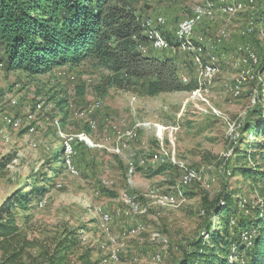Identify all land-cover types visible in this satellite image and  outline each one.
<instances>
[{"label": "rangeland", "instance_id": "rangeland-1", "mask_svg": "<svg viewBox=\"0 0 264 264\" xmlns=\"http://www.w3.org/2000/svg\"><path fill=\"white\" fill-rule=\"evenodd\" d=\"M236 1L242 10L227 13L217 0L137 5L149 27L163 19L156 29L168 47L148 49L175 57L196 79L191 91L148 96L92 61L33 77L0 65V215L9 206L19 233L35 246L21 264H40L38 250L52 252L70 229L79 241L59 264H176L203 233L206 206L220 192H233L229 201L244 208L261 203L264 140L240 127L254 110L264 117V21L255 25L251 0ZM209 4L213 17L192 35L203 61L209 53L216 58L217 72L203 80L196 53L179 48L175 35L196 6ZM250 21L253 38L246 37ZM246 67L256 78L235 93ZM247 165L257 179L235 171ZM190 169L200 179L185 183ZM18 195L28 197L25 209L15 204ZM5 257L0 250V264Z\"/></svg>", "mask_w": 264, "mask_h": 264}, {"label": "trees", "instance_id": "trees-1", "mask_svg": "<svg viewBox=\"0 0 264 264\" xmlns=\"http://www.w3.org/2000/svg\"><path fill=\"white\" fill-rule=\"evenodd\" d=\"M139 1L0 0V65L33 77L58 66L92 61L119 84L139 85L148 96L195 89V77L183 74L175 57L148 49L151 39L137 8ZM251 4L257 26L264 21V0ZM253 32L246 37L253 38ZM240 128L264 140L260 110L252 111ZM250 152L244 150L243 157L250 158ZM253 170L247 165L235 171L254 177ZM231 196L233 192L223 191L209 202L203 233L187 244L176 264H264V194L257 193L261 203L250 208H244L241 200L230 202ZM27 200L18 195L15 204L25 209ZM8 207L0 215V250L6 255L4 263H25L35 246L19 233ZM77 239L78 230H65L54 250L39 249L37 259H42L40 264H59L60 256L74 251Z\"/></svg>", "mask_w": 264, "mask_h": 264}, {"label": "bare ground", "instance_id": "bare-ground-1", "mask_svg": "<svg viewBox=\"0 0 264 264\" xmlns=\"http://www.w3.org/2000/svg\"><path fill=\"white\" fill-rule=\"evenodd\" d=\"M217 1H218V3H220L222 5L221 11L223 13H227L228 11H241L243 8L242 4L238 3L237 5H235L238 2L236 0H217ZM212 5L213 4H209L206 6H196L193 9L192 14L189 17L181 20V22L178 25V29L176 28L177 31H176V35H175L176 36V42H177V45L179 48H181L183 50H191V51L196 53V54H194V59H196V64L200 70V73H201L203 80L210 79L217 72L218 68L216 65L217 64L216 58L214 55H211L209 53V58L207 59L208 61H205V60L203 61L201 56H200L201 47L193 42L194 40H193L192 35H193V29L196 27L197 23L201 19L213 17ZM151 22L152 21L145 22V26L147 28L146 34L151 39L152 48L153 47H155V48H167L168 42L163 38L162 33H160L156 29L158 27V25L163 22V19L160 17L156 18V22L154 21V24H158V25H153L152 27H149ZM250 25H251V31L249 30V24L245 28V31L248 33L249 32L251 33L254 30L252 21H250ZM185 26L187 27V29H185ZM222 34L224 36L223 30H222L221 35ZM246 57L248 58V61L251 60L253 64H256L257 58L252 51H250V50L247 51ZM245 59L243 60L244 62L246 61ZM244 67H245V64H244ZM254 74H255V78H256V73L253 70L248 69V68L243 69V71L241 73H239L238 76L235 78L233 88H232V86L230 88H232L233 91L235 93H237L239 87L244 86L246 84H249L255 80V79H251V77ZM262 92H264V91L262 90ZM254 94L256 96L257 94H260V93H258L257 90H255ZM183 178L185 179L184 180L185 183H187V180H190L191 178H195L196 180L200 179L198 177L197 173L195 172V170H193V169H190L189 172L186 175H184ZM102 216H103V218H105V220L107 219L106 215L103 214Z\"/></svg>", "mask_w": 264, "mask_h": 264}, {"label": "built area", "instance_id": "built-area-1", "mask_svg": "<svg viewBox=\"0 0 264 264\" xmlns=\"http://www.w3.org/2000/svg\"><path fill=\"white\" fill-rule=\"evenodd\" d=\"M184 26V25H183ZM185 29H187V27L185 26ZM249 30L251 31V25L249 22ZM258 60V59H257ZM251 79H255V74L251 77ZM134 209H135V205H134Z\"/></svg>", "mask_w": 264, "mask_h": 264}]
</instances>
